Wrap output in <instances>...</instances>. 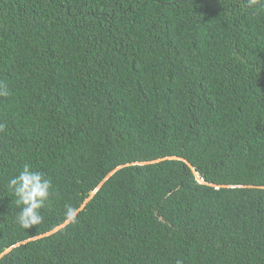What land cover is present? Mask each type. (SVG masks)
Instances as JSON below:
<instances>
[{
	"label": "trees",
	"instance_id": "trees-1",
	"mask_svg": "<svg viewBox=\"0 0 264 264\" xmlns=\"http://www.w3.org/2000/svg\"><path fill=\"white\" fill-rule=\"evenodd\" d=\"M0 84V264H264V0H0Z\"/></svg>",
	"mask_w": 264,
	"mask_h": 264
},
{
	"label": "clouds",
	"instance_id": "clouds-1",
	"mask_svg": "<svg viewBox=\"0 0 264 264\" xmlns=\"http://www.w3.org/2000/svg\"><path fill=\"white\" fill-rule=\"evenodd\" d=\"M259 0H245V7L254 8ZM9 91L7 86L0 84V97H7ZM3 125H0L2 130ZM7 191L13 198V203L18 209L14 216V223L23 230H29L40 225L44 221L42 209L46 201L52 195L53 182L51 179L38 170H33L28 165L14 174L7 181ZM64 216L70 223L76 222L77 212L70 206L66 205Z\"/></svg>",
	"mask_w": 264,
	"mask_h": 264
}]
</instances>
